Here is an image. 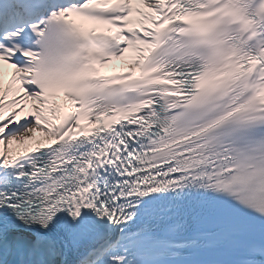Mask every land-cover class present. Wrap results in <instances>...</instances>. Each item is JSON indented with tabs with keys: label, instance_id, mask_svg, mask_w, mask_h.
Instances as JSON below:
<instances>
[{
	"label": "snow or ice",
	"instance_id": "obj_1",
	"mask_svg": "<svg viewBox=\"0 0 264 264\" xmlns=\"http://www.w3.org/2000/svg\"><path fill=\"white\" fill-rule=\"evenodd\" d=\"M0 264H264V0H0Z\"/></svg>",
	"mask_w": 264,
	"mask_h": 264
},
{
	"label": "bare ground",
	"instance_id": "obj_2",
	"mask_svg": "<svg viewBox=\"0 0 264 264\" xmlns=\"http://www.w3.org/2000/svg\"><path fill=\"white\" fill-rule=\"evenodd\" d=\"M121 61H117V60H113L110 65L108 66V68H106V71L111 72L113 70L115 71H119L121 69ZM7 71L10 73L11 69H7Z\"/></svg>",
	"mask_w": 264,
	"mask_h": 264
}]
</instances>
